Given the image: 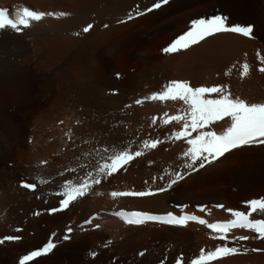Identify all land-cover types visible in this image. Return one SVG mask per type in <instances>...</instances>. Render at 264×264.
I'll return each instance as SVG.
<instances>
[{
  "label": "bare ground",
  "instance_id": "bare-ground-1",
  "mask_svg": "<svg viewBox=\"0 0 264 264\" xmlns=\"http://www.w3.org/2000/svg\"><path fill=\"white\" fill-rule=\"evenodd\" d=\"M210 1L169 0L160 9L136 20L137 11L146 10L159 0H0V6L16 13L23 6L54 13L40 22H33L20 33L0 30V239L22 237L19 242L5 240L0 245V264H18L19 257L39 248L51 234L56 235L57 246L53 252L29 264H35L36 260L39 264H190L196 259V255L189 253L195 248L193 246L202 249L204 244L209 247L210 243L223 244L212 238L216 234L211 231H208L210 238L206 229L208 237L204 236L200 230L204 226L195 223H186V226L133 225L119 215L121 211H138L157 215L171 212L181 216L193 214L190 207L218 204L226 208L215 210L216 219H210L207 212L198 214L211 221L231 222V216L224 213L227 208L236 210L244 202L248 205L253 197H244L247 189L259 186L264 192V145L234 149L203 169L190 171L186 167L190 161L184 156L187 143L174 137L175 132L183 129L184 121L166 123L173 116L185 115L188 106L179 100L150 99L172 81H186L192 87H236L240 96L253 92L249 82L254 83V78L257 82L264 81L260 71L264 68V58L259 56L260 50L254 48L257 43L264 45V0H220L223 5L219 11L209 5ZM239 8L245 15L240 14ZM250 10L256 21L251 39L221 33L177 53H150L155 39L162 37L166 48L189 29L194 19L225 14L230 17V24H244L243 17ZM129 13L135 19L124 25L121 21L128 20ZM89 23L93 28L85 35L82 29ZM140 23L145 30L127 31ZM223 48L235 50L224 66L219 53ZM238 52H245L243 63L234 59ZM112 59L121 71L114 67ZM36 65L40 67V74L35 71ZM245 65L248 66L246 75ZM129 71L136 73L132 75ZM110 75L115 80L109 78ZM243 77L246 78L243 80ZM225 92L230 93V90ZM216 96L212 94V98ZM130 97L135 98L132 106L128 104ZM138 99L147 100L139 106L136 105ZM55 106L74 118L68 128L75 132H68L58 141L46 127V113ZM227 119L216 121L205 130L221 134L220 130L230 127L231 119ZM26 129L34 132L28 135ZM191 135L194 137L196 133ZM33 137L35 142L31 146L29 139ZM85 137L88 139L84 140ZM68 139L73 143L68 145ZM153 140L160 141L157 148L145 149L144 143L150 144ZM55 142L57 147L52 149ZM97 145H111L117 152L142 151L143 155L132 161L126 171L121 169L95 186L89 195L67 210L48 215L50 208L58 206L60 197L56 193L62 191L68 180L77 183L103 164L100 154L94 151ZM67 148L70 151L62 153ZM31 150L52 158L59 154L70 171L66 173L55 162L41 167L39 164L44 159L32 162ZM110 151L109 154L115 153ZM229 157L233 159L228 163ZM35 163L39 169L33 168ZM24 172L32 183H37L36 193L19 186ZM177 173L184 178L163 193L135 199L111 196L113 192H156L159 187H166ZM123 183L136 186L124 187ZM218 186L231 192L236 200L239 198V203L231 197L211 193V189ZM36 210L40 212L38 217L34 216ZM260 216L264 217V212L258 210L255 218ZM86 221L91 222L85 225ZM69 224L74 231L71 240L65 242L62 237ZM20 226L23 232L17 233ZM239 232L241 230H235L228 235H239ZM169 244L174 251L166 262L161 261V247L167 245L170 249ZM211 249H215L214 245ZM93 252L95 258L91 256ZM180 254L184 256L179 257ZM238 261L232 258L212 264H237Z\"/></svg>",
  "mask_w": 264,
  "mask_h": 264
},
{
  "label": "snow or ice",
  "instance_id": "snow-or-ice-1",
  "mask_svg": "<svg viewBox=\"0 0 264 264\" xmlns=\"http://www.w3.org/2000/svg\"><path fill=\"white\" fill-rule=\"evenodd\" d=\"M169 3V0H159L143 11H137L135 15L141 16L145 12H151L154 9H160L163 5ZM46 15H54V13H45L29 10L24 8L22 11H17L15 18L9 15L7 8H0V30L11 29L17 33L22 32L23 29L30 28L33 22H40ZM61 15H64L63 13ZM133 14H128V19H132ZM230 17L225 14H216L210 18L194 19L191 22L189 29L183 34L179 35L169 46L163 49L165 54H172L182 49L186 50L192 45L199 43L208 36L218 33H234L244 37L253 38L254 25L253 24H239L229 23ZM126 22V21H121ZM108 27L107 24L104 25ZM93 28L91 23L83 27V33H88ZM79 33H77L78 35ZM245 74L248 72V66H244ZM264 72V68L260 69ZM212 94H216L218 98H212ZM152 101H183L188 106L185 115L173 116L171 120L184 121L183 129L175 132L176 139H184L187 143V151L184 156L190 161L186 167L190 171H197L203 169L206 164H211L213 161L223 157L226 153L234 149L244 147L264 145V104H248L240 99H233L230 93L225 92L221 87H192L186 81H172L168 84L166 89L159 93L151 95ZM142 100H136V104H141ZM130 107V106H129ZM224 117L231 118V126L227 128L223 134H217L209 128L214 122L223 119ZM170 121H166L169 123ZM196 133L193 137L191 134ZM159 140H153L149 144L144 143V147L157 148ZM100 154L103 159V164L95 169L94 172H89L87 176L74 183L68 180L63 185V192H58L60 197L58 206L52 207L48 210V214H54L64 211L78 202L85 196L89 195L95 186L101 185L107 178L113 176L121 169L127 170V166L131 164L136 158L143 155L142 151L121 150L114 154H109V147L97 145L94 149ZM75 172V169H72ZM183 174L177 173L171 177L166 187H159L156 192L139 191V192H113L112 196H133V197H149L157 193L168 191L178 181L182 180ZM19 186L30 190L34 193L38 191L37 183L29 182L27 178L21 179ZM223 207V205H220ZM248 207L252 213L258 210L264 212V200L252 199L248 202ZM231 215L235 218L230 223H213L208 225L210 230L215 233V239L223 241V245L217 246L214 251L205 252L202 250L199 258L191 260L190 264H208L215 258H220L229 255L237 254L240 249L235 246H228L231 243L228 240V233L231 229H248L254 231L258 237L264 240V219H257L255 221L249 218L243 211H232ZM120 215L125 218L128 224L143 225L146 222H156L167 225L186 226L189 221H195L201 225L206 223L205 220L199 219L195 215H181L177 216L169 212L166 215L149 214L144 212H121ZM86 221L85 223H90ZM74 229L72 226L66 225V232L62 237L63 241H70ZM21 236H7L0 239V244L7 241H19ZM239 241L249 240L248 236H240L236 238ZM57 245L51 241L45 243L42 247L31 250L29 253L18 259V264H29L35 258L43 257L56 247ZM260 251L259 249H253ZM143 255V253H140ZM96 253H91L95 258ZM39 264V260L35 261ZM179 264V262H178Z\"/></svg>",
  "mask_w": 264,
  "mask_h": 264
},
{
  "label": "rangeland",
  "instance_id": "rangeland-1",
  "mask_svg": "<svg viewBox=\"0 0 264 264\" xmlns=\"http://www.w3.org/2000/svg\"><path fill=\"white\" fill-rule=\"evenodd\" d=\"M222 1H220V0H211L210 1V3H209V5L214 9V10H217V11H219L220 9H221V5H223L222 3H221ZM63 4L65 3V2H62ZM224 4L226 5V6H228V7H230V6H232V4H226L225 2H224ZM64 5H66V3L64 4ZM244 7V6H243ZM156 10V9H155ZM238 11L240 12V14H244L245 15V11H243V10H240V8L238 9ZM254 12H253V10H250V12H248L247 13V17L245 16V17H243L244 18V21H243V23L245 24V25H247V24H253L254 25V27L256 26V21H255V19H254V14H253ZM148 14H150V12H145V16L146 15H148ZM253 14V15H252ZM136 17H137V15H135ZM135 16L133 17L134 19H135ZM140 17H142V15L141 16H139V17H137L136 18V20H139L140 19ZM143 17H144V15H143ZM242 18V19H243ZM248 18V19H247ZM247 19V20H246ZM129 20V19H128ZM128 20H126V22L124 23V25L125 24H128L129 22H131L130 20L128 21ZM191 20V19H190ZM245 20L247 21V22H245ZM250 20V22H248ZM254 20V21H253ZM128 21V22H127ZM255 22V23H254ZM143 23H140V24H138V25H135V26H132V27H129V28H127V31H129V33H137V32H140V31H142V30H145V28H144V26L142 25ZM190 25H191V22H190ZM140 26V27H139ZM188 27H190L189 25H188ZM136 28V29H135ZM142 28V29H141ZM134 30V31H133ZM85 35H88L89 33H84ZM218 34H221V33H218ZM218 34H214V35H212V36H210V37H206L204 40H202V42L203 41H205V40H207V39H209V38H211V37H214L215 35H218ZM226 34V33H225ZM234 34V33H233ZM236 35H239V34H236ZM239 36H241V35H239ZM114 37L116 38V37H118V35H114ZM243 38H245V39H251V38H248V37H244V36H242ZM156 41H153L154 43H153V46H154V49H153V51H150V53H153V54H157V52L158 53H161V52H163V49H164V46H165V44L166 43H164V39L162 38V37H159V38H157V39H155ZM155 44V45H154ZM255 46H254V48H257V49H259L260 50V52H259V50H258V52H259V56H261V57H263L264 58V45H261L260 43L258 44H254ZM169 46V45H168ZM215 46V45H214ZM167 47V46H166ZM234 51L235 50H230V49H226V48H223V49H221L220 51H219V53H220V58H221V60H222V62H223V66L224 65H226V59H228V57H230V55H232V53H234ZM252 51H253V49H252ZM258 52L257 53H255L256 55L258 54ZM244 55H245V52H243V53H240V52H238V53H236L235 54V58H234V55H233V57L232 58H234L236 61H238L239 63H243L244 62V59H243V57H244ZM108 56H109V53H108ZM110 58V57H109ZM245 58V57H244ZM114 60V62H113V64H114V67H116L117 69H118V71H121V69H119V65L117 64V63H115L116 61H115V59H112V61ZM232 63H234V62H231V64ZM230 65V64H229ZM264 65V64H263ZM38 65H36V68H35V71H36V73H38V74H40V67L38 66ZM132 66H135V65H132ZM213 69H214V67H212ZM100 69H102L101 67H100ZM202 69V68H201ZM40 70V71H39ZM78 71H80V68L78 69ZM130 72V71H129ZM132 75L133 74H135L136 72H130ZM242 72L241 73H239L238 75H240L239 77H241L242 75ZM261 74L262 75H264V73L263 72H261ZM119 75V76H118ZM234 75V74H233ZM246 75V74H245ZM121 75L120 74H117V77H120ZM17 77V76H16ZM201 77V76H200ZM204 77H206L207 78V76H204ZM253 77H263V76H253ZM109 78H112L113 80H115V77H113V75L111 76H109ZM246 77H243L242 79L244 80ZM118 80V79H117ZM254 83H252V82H249V83H251V87H253V92H251V94H245V96H240V94H238V90H236V87L235 88H226V89H224V90H230V94H231V97L233 98V99H240V100H243L245 103H248V104H264V81H261V82H257V80L254 78ZM257 82V83H256ZM262 86V87H261ZM115 91H117V90H115ZM118 92V91H117ZM260 92V93H259ZM108 93H111V91H108ZM116 96V95H115ZM234 96H237V97H234ZM215 98H217V96L215 97ZM133 99H135L134 97H130V98H128V100H130V102L128 103V104H130V106H132V104H133ZM252 99V100H251ZM248 100V101H247ZM254 100V101H253ZM252 101V102H251ZM132 103V104H131ZM136 106V105H135ZM140 106V105H139ZM76 110V109H75ZM74 112H77V111H74ZM47 119H46V122H47V124H46V127L48 128V131H49V133H50V135L52 136V135H54V139H55V141H58V139H60V138H64V136L66 135V134H68V132H71V134H73V132H75V130L74 129H72V128H68L70 125H72L73 123H72V121L74 120V118H72V117H69V115H66V113H64V112H61V110L59 109V108H56V106L54 107V108H50V109H48V111H47ZM152 115V114H151ZM163 115H165L164 113H163ZM151 117V116H150ZM158 117V115L156 114V117H155V119ZM64 118V119H63ZM227 118H230V117H224L223 119H221L222 121H227L228 119ZM231 119V118H230ZM168 121V120H167ZM221 121V122H222ZM220 122V120H218L217 121V123H219ZM160 123H161V121H160ZM231 123V122H230ZM168 124H172V122L170 121ZM230 126H231V124H229ZM76 128L77 127H79L80 128V126L79 125H74ZM28 126H26V128H27ZM67 127V128H66ZM82 127V126H81ZM66 128V129H65ZM66 130V131H65ZM71 130V131H70ZM73 130V131H72ZM126 130H128V127L126 128ZM215 131V130H214ZM26 134H30L31 132H34V130L33 131H30V130H28V129H26ZM220 132H221V134H223V132H225V131H223V130H220ZM218 133H219V131H218ZM220 134V133H219ZM63 136V137H62ZM52 138V139H53ZM70 139V138H69ZM69 139H68V145H70V144H72L73 142H72V140L71 141H69ZM86 139H88V137L86 138L85 137V139L84 140H86ZM34 137L33 138H31V139H29V144L31 145V146H33V144H34ZM65 141V140H64ZM31 142V143H30ZM52 143V142H51ZM57 147V144H56V142L54 143V145H53V147H52V149H55ZM109 150H112V148L114 149V151L112 150V151H110L111 153L113 152H115V153H117V151H116V149L113 147V146H109ZM49 149H51V148H49ZM48 148H47V150H49ZM64 149H66V147H64ZM145 149H147V148H145ZM148 149H150V150H153L151 147H148ZM70 150L67 148V150H63L62 151V153H68ZM30 153V156H29V158H30V160L32 161V162H34V160L35 159H40V158H42V159H44V161H43V163H47V162H51V163H53V162H55V164L59 167V168H61L62 170L64 169L65 171H67L66 173H68L70 170H69V168H68V165L66 164V162H63L62 160V158H61V156H59V154H57V155H55V157L57 158H55L56 160L54 161V158H52L51 156H46V154H43V156L39 153V152H37V151H35V152H33L32 153V150L29 152ZM34 155V157H32L33 155ZM58 158H60L59 160H58ZM232 159H233V157H229L227 160H228V163L229 162H231L232 161ZM37 160H35V162L37 161ZM47 160V161H46ZM43 163H40L39 165H41V167H45L46 165H42ZM61 164V165H60ZM64 164H66V165H64ZM37 163H35V164H33V168L36 170V169H39L37 166ZM223 166H225V165H223ZM223 166H222V168H223ZM72 171V170H71ZM215 172H218V171H215ZM27 173L26 172H24L23 174H22V177L23 178H27L28 176V174L26 175ZM210 174H213V173H210ZM24 175V176H23ZM40 175L42 176V174H39V177H40ZM27 176V177H26ZM130 176V175H129ZM185 176H187V174L185 175ZM206 176H208V175H206ZM30 182H31V180L29 179V178H27ZM48 179V178H47ZM49 180V179H48ZM121 182H124V181H121ZM133 183H123L121 186H124V187H133V188H135V186L136 185H132ZM194 185V186H193ZM193 185H191V187H195V183L193 184ZM230 187V189H234V188H231V186H229ZM228 187V188H229ZM227 188V187H226ZM128 192H131V191H128ZM56 193V192H55ZM211 193H213V194H217V195H219V196H225V197H227V198H232L231 200H234L235 199V196H233V195H231V192H226V190H224V188H220L219 186L216 188H212L211 189ZM57 194V193H56ZM107 194H108V192H107ZM111 196H112V194H111ZM247 196H251V197H253V199H261V200H264V192L262 191V188L261 187H259V186H255V187H251V188H249V189H247L246 191H245V193H244V197H246V198H249V197H247ZM112 197H114V196H112ZM118 197H123V196H115L114 198H118ZM150 197V196H149ZM234 197V198H233ZM124 198H132V199H135V198H138V197H124ZM236 200V199H235ZM234 200V201H235ZM237 202L239 201V198H237V200H236ZM239 203V202H238ZM245 204L243 205H240V206H238L237 207V209L235 210L234 208H227L226 210L227 211H225V215H229V216H231V218H232V220L235 218L234 216H232L231 215V212L229 211V209H231L232 211H239V209H240V211H243V212H245V214L246 215H249V218L251 219V220H253V221H255V220H257V219H264V217H262V216H260V217H258L257 219L255 218V215H256V212L255 213H252L251 212V209L248 207V205H247V202H244ZM132 204H134V203H132ZM212 207V208H209L210 206ZM218 205V204H217ZM215 205V204H204V205H200L199 207H195V208H193V207H190V210H192V211H194V213L192 214H190V213H188V214H190V215H195L196 217H198V218H204L205 219V221H206V223L204 224V225H201V224H199V223H195V222H187L188 224H192V223H195V225H197V226H204L202 229H200V230H202L201 232H203V235L205 234L207 237H208V235H209V238H210V234L208 233V231H211L210 230V228L208 227V225H210V224H213V223H217V222H221V221H211V220H209V218L210 219H216L217 218V214H215L216 213V211L215 210H221L222 208V210H224L225 208H226V206H225V208H224V206L223 207H220V205ZM243 206H245L244 208H242ZM218 207H219V209H218ZM240 207V208H239ZM246 207H248V208H246ZM177 208H180V206H178ZM199 210H198V209ZM208 208V209H207ZM246 208V209H245ZM195 209V210H194ZM202 209V210H201ZM178 210V209H177ZM198 212H197V211ZM221 210V211H222ZM247 210V211H246ZM200 212V214H205V212H207L208 213V217L209 218H207L205 215H200V214H198ZM216 215V216H215ZM113 216V215H112ZM201 216V217H200ZM204 216V217H203ZM224 221V220H223ZM100 228V225H97L96 226V229H99ZM207 230V233H208V235H207V233H206V230ZM237 231V230H241V232H239V235H228V237L230 238V242L231 243H229V246L230 247H232V246H235V247H238L239 249H240V251L237 253V254H235V255H229V256H224V257H220V258H215V259H213L212 261H209L208 262V264H212V263H216V262H220V261H223V260H225V259H232V258H234L235 260H239L238 262H237V264H264V240H262V239H260L259 237H258V235L254 232V231H252V230H248V229H239V228H237V229H232V230H230L229 232H234V231ZM17 233H22L23 232V227H18V229H17V231H16ZM205 232V233H204ZM212 232V231H211ZM213 233V232H212ZM243 235V236H245V234H246V236H248V237H250V239L249 240H246V241H239V240H237L236 239V236H239L240 237V235ZM204 235V236H205ZM241 235V236H242ZM233 236V237H232ZM227 237V238H228ZM235 237V238H234ZM213 238V237H212ZM232 238L234 239V240H232ZM217 241H218V239H217ZM237 241V242H236ZM10 242H14V241H10ZM19 242V241H18ZM67 242H69V241H67ZM219 243H223V241H218ZM239 242V243H238ZM257 243V244H256ZM233 244V245H232ZM242 244H244V245H242ZM245 244H247V245H245ZM2 245H3V243H2ZM170 245V244H169ZM206 244H204V245H202V249H201V247L199 246L198 247V245L196 246H193V251H192V248L189 250L190 252V254H194V255H196V256H198L199 257V255H200V253H201V251L203 250L204 252H205V254L207 253V251L208 252H210V251H214L213 249H211V248H213V245H214V248H216L217 246H219V245H223V244H217V246L215 245V244H212V243H210L209 245H210V247L209 246H205ZM232 245V246H231ZM172 246V247H171ZM203 246H205V247H203ZM167 248L166 250H163V248ZM197 247V248H196ZM207 247H209L208 249L210 250H208V249H206ZM200 248V249H199ZM242 248V249H241ZM247 248H249V250H247ZM251 248V249H250ZM206 249V250H205ZM253 249H259L260 251H254ZM172 250L174 251V247H173V245H170V249H169V247H167V245L166 246H163V247H161V250H160V252L162 253V254H160L161 256H160V260L161 261H164V262H166L167 260L166 259H168L169 258V256H170V252H171V254L173 253L172 252ZM166 252V254H164ZM169 253V254H168ZM167 255V256H166ZM181 255H182V257L184 256V254H180L179 255V257H181ZM195 256V258L197 259L198 257H196ZM164 257H166V258H164ZM164 260H163V259Z\"/></svg>",
  "mask_w": 264,
  "mask_h": 264
},
{
  "label": "crops",
  "instance_id": "crops-1",
  "mask_svg": "<svg viewBox=\"0 0 264 264\" xmlns=\"http://www.w3.org/2000/svg\"><path fill=\"white\" fill-rule=\"evenodd\" d=\"M233 34V33H232ZM175 53H177V52H175Z\"/></svg>",
  "mask_w": 264,
  "mask_h": 264
}]
</instances>
